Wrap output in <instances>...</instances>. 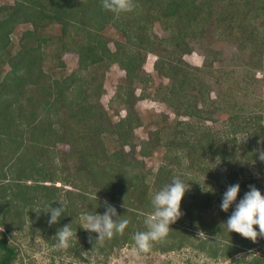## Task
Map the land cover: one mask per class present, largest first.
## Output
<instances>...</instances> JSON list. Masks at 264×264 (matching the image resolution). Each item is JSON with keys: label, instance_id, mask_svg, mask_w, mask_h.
<instances>
[{"label": "trees", "instance_id": "obj_1", "mask_svg": "<svg viewBox=\"0 0 264 264\" xmlns=\"http://www.w3.org/2000/svg\"><path fill=\"white\" fill-rule=\"evenodd\" d=\"M132 2L133 9L120 14L104 9L102 0H13L0 6V264L22 262L9 236L17 240L27 225L37 227L50 245H56L58 229L71 225L74 236L82 238L71 244L90 254L108 256L134 244V234L147 230L144 220L153 211V195L174 177L190 185L182 215L150 250L188 245L210 258L229 260L256 243L226 230L223 224L232 209L226 213L220 203L235 183L241 189L237 200L250 185L264 195V160L259 158L264 152V90L260 98L254 90L264 86V79L254 77L255 70L263 69L264 0ZM155 22L166 37L153 33ZM22 25L27 28L12 54L11 36ZM54 26L59 33H51ZM107 26L124 39L114 41L113 50L104 36ZM189 39L204 52L200 67L182 59L192 52ZM221 42L235 45L229 57L212 45ZM49 53L60 69L64 54L76 55L77 68L68 76L62 70L51 74ZM148 53L157 56L153 70L168 85H156L144 71ZM113 65L124 72V84L117 86L111 106L117 102L126 109L114 124L100 102L104 75ZM136 83L142 87L138 95ZM151 97L176 118L168 124L167 115H158L156 126H147L148 138L138 143L135 130L144 122L135 105ZM181 116L189 119L178 120ZM207 121L220 122V127L211 131ZM160 149L163 162L157 170L136 158ZM105 201L129 224L122 234L98 242V234L72 219L80 211L102 214ZM49 204L65 207L51 226L50 213H45ZM194 229L208 230V237L193 240ZM248 262L264 264V253L252 254Z\"/></svg>", "mask_w": 264, "mask_h": 264}, {"label": "rangeland", "instance_id": "obj_2", "mask_svg": "<svg viewBox=\"0 0 264 264\" xmlns=\"http://www.w3.org/2000/svg\"><path fill=\"white\" fill-rule=\"evenodd\" d=\"M13 0H0V6L4 4H12ZM29 27V26H28ZM153 33L159 37H166L167 32L163 30L162 26L155 22L152 24ZM27 28V25L19 26L11 36V53L15 54L19 49V39L24 29ZM51 33L57 34L59 33V27L54 26L53 30H50ZM47 32V31H46ZM49 34V33H48ZM104 36L107 38V43L110 49H114V41L120 40L124 41V39L120 36V34L116 31L115 28L107 26L104 31ZM189 45L191 46L192 52L190 54H186L182 57V59L193 67H200L204 60V52L198 41L188 40ZM209 42H207L208 44ZM215 49L221 48L226 57H229L235 51V45L229 43L221 42L220 45H216ZM209 46V44H208ZM51 50V49H50ZM54 54V50H52ZM65 67L61 69L57 66V61H55L54 55L49 53V59L46 61V64L50 67L51 74L57 73L61 75V70L65 76L70 75L77 68V56L74 54H64L63 56ZM157 59V56L151 53L146 54L145 63H144V71L150 73L154 78V82L156 85L164 84L168 85L169 80L161 79L157 77L156 73L153 70L154 61ZM8 68H5L7 71ZM54 70H57L54 71ZM255 79L261 80L264 79V61H263V69L255 70ZM119 84H124V72L116 65H113L110 69H108L103 78V87L104 94L101 97V105L108 112V117L111 122L114 124L119 121L122 117L126 115V109L124 107H119L117 102H113L111 106V99L115 95V91ZM141 86L136 83L135 93L136 95L140 94ZM254 90L257 91V95L260 97L263 96L264 86L260 84ZM152 92V91H151ZM118 110V113L116 110ZM135 112L140 116L142 121L144 122L143 127H139L135 130V141L140 142L142 140H146L148 138V125L155 127L154 120H159L158 115H167L168 124L174 123L176 118L175 114L162 102L156 100L155 98H148L139 100L135 105ZM188 117H179L178 120H188ZM214 119H219L218 115L214 116ZM205 125L209 127L211 131H215L220 127V122L211 123L206 122ZM241 141V140H240ZM59 149L67 152V147H59ZM128 150V149H127ZM138 151V148H136ZM163 150H155L151 156L149 157H140L138 153L136 154V158L141 159L144 163V166L149 169L157 170L159 165L163 162L162 157ZM63 164V162H62ZM251 172H256L257 169L254 166L249 167ZM263 170V169H262ZM264 173V170L261 174ZM257 179L260 178V175H257ZM47 185H51V183H46ZM56 186H62V184L57 183ZM65 189L70 190L71 187H64ZM189 191V190H188ZM244 191V190H243ZM247 192V191H246ZM63 194V193H62ZM64 201V197L61 198ZM60 200V201H61ZM104 201V200H103ZM230 211V215H231ZM83 211H80L78 215H76L72 221L74 225H81L83 227L82 215ZM229 215V216H230ZM228 216V217H229ZM37 216H35L36 218ZM227 217V219H228ZM226 219V221H227ZM71 223V222H70ZM2 227L0 226V229ZM38 233H37V232ZM36 231L33 228H29L27 225L24 229V232L20 234V237L15 240L11 236H9V241L18 247L20 251V255L22 256V262H17L16 264H249L251 255H262L264 253V238L262 237L258 241H255L254 246L251 250H247L239 253L236 256H233L229 260H224L221 257L210 258L207 253L202 252L200 250H195L188 245H184L180 249H175L169 252H160L156 250H150L148 253H137L134 250V244H127L121 248H116L113 252L108 255H96L88 253L89 251L83 250L80 251V248L73 247V244L67 249H60L55 247V245L47 244V242L43 239V237L39 234L38 228L36 227ZM208 230L202 229H194L193 231V240L205 239L208 237ZM6 234V233H5ZM82 238H78L73 236L72 242L80 241ZM75 244V243H74ZM70 247H73V250L69 252ZM251 252V253H250ZM238 259L243 260L244 262H236Z\"/></svg>", "mask_w": 264, "mask_h": 264}, {"label": "clouds", "instance_id": "obj_3", "mask_svg": "<svg viewBox=\"0 0 264 264\" xmlns=\"http://www.w3.org/2000/svg\"><path fill=\"white\" fill-rule=\"evenodd\" d=\"M104 9L113 14L130 12L134 5L132 0H102ZM259 158L264 160V152L260 153ZM190 185L179 177H174L171 183L163 186L157 191L151 200L153 211L146 215L144 224L146 231H138L134 234V250L137 253H148L155 241H162L167 238L171 225L174 224L182 215L181 202L189 190ZM240 184L229 185L223 193L220 209L228 212L232 209L231 215L223 224L229 233H238L240 236L252 241H256L258 236H264V195L254 185L249 186V190L243 197L237 200L240 193ZM51 207L46 205L50 213L49 225L57 224L65 207ZM105 211L97 213L94 211L85 212L82 215L83 229L91 233L98 234L96 241L103 242L111 239L114 234H122L129 224V220L123 216H118L116 208L105 201ZM258 227V231H257ZM74 233L71 225H64L58 229L55 247L67 249L72 241Z\"/></svg>", "mask_w": 264, "mask_h": 264}]
</instances>
